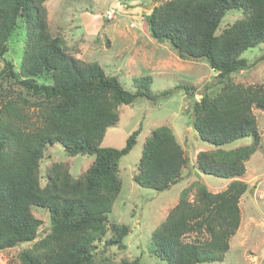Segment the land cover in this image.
<instances>
[{
	"label": "trees",
	"instance_id": "trees-1",
	"mask_svg": "<svg viewBox=\"0 0 264 264\" xmlns=\"http://www.w3.org/2000/svg\"><path fill=\"white\" fill-rule=\"evenodd\" d=\"M47 1L0 0V251L32 242L18 263L6 264H141L139 258L113 261L125 251L129 227L108 219L121 192L120 160L135 146L141 126L120 149L101 143L119 122L120 106L155 100L151 79H134L135 90L128 91L99 64L74 58L60 35L50 33ZM231 11L241 16L217 33ZM144 19L155 42L216 72L198 100L193 87L182 88L194 100L192 130L207 145L197 152L194 168L229 181L217 193L197 181L183 188L153 230L152 249L165 264L221 262L240 225L239 199L248 189L240 180L245 164L261 146L253 110L264 111V84L243 85L231 77L264 61V52L253 62L241 57L264 45V0H166ZM22 32L16 67L6 55ZM246 138L247 145L238 144ZM56 144L67 157L88 155L93 161L77 177L65 161L50 163L41 175L44 151ZM186 165L172 128L159 126L142 144L132 181L163 192L183 179ZM35 208L47 213L44 235Z\"/></svg>",
	"mask_w": 264,
	"mask_h": 264
},
{
	"label": "rangeland",
	"instance_id": "rangeland-1",
	"mask_svg": "<svg viewBox=\"0 0 264 264\" xmlns=\"http://www.w3.org/2000/svg\"><path fill=\"white\" fill-rule=\"evenodd\" d=\"M166 0H48L47 22L52 36L60 35L68 52L85 63L95 62L108 76H116L128 91H134L133 81L150 77V92L155 100L138 99L133 105L119 107V122L108 128L101 147L120 149L127 137L141 126L136 144L119 163L121 192L115 200L108 219L125 224L129 233L123 238L125 251L114 254L121 258H139L141 264H165L152 249L151 234L175 206L180 191L197 181L212 193L222 191L228 180L198 174L194 158L207 145L198 140L191 127L193 98L183 88L191 86L197 93L211 81L216 72L204 61L180 59L167 43L155 42L147 31L145 15L153 6ZM152 5V6H151ZM241 16L240 11L227 12L217 33ZM23 32L12 38L6 55L16 67L22 57ZM264 52V45L245 51L241 57L249 62ZM2 63L0 61V69ZM243 85L264 84V61H258L245 72L231 77ZM168 92V93H167ZM261 134V146L245 164L241 181L247 191L239 199L240 225L230 238L229 250L221 262L213 264H264V111L253 110ZM170 126L179 143L187 151L183 179L163 192L139 187L132 181L141 155L142 144L151 130ZM249 139L238 144L247 145ZM69 163V172L79 176L93 161V156H66L62 147L53 145L44 151L40 174L52 162ZM198 174V176H196ZM200 175V176H199ZM43 184V181H41ZM43 223L39 234L48 230V216L42 209H32ZM22 243L0 251V264L18 263V254L31 246Z\"/></svg>",
	"mask_w": 264,
	"mask_h": 264
},
{
	"label": "water",
	"instance_id": "water-1",
	"mask_svg": "<svg viewBox=\"0 0 264 264\" xmlns=\"http://www.w3.org/2000/svg\"><path fill=\"white\" fill-rule=\"evenodd\" d=\"M152 6V5H151ZM185 155H186V157L188 158V156H187V151H185Z\"/></svg>",
	"mask_w": 264,
	"mask_h": 264
},
{
	"label": "crops",
	"instance_id": "crops-1",
	"mask_svg": "<svg viewBox=\"0 0 264 264\" xmlns=\"http://www.w3.org/2000/svg\"><path fill=\"white\" fill-rule=\"evenodd\" d=\"M228 184V183H227Z\"/></svg>",
	"mask_w": 264,
	"mask_h": 264
}]
</instances>
